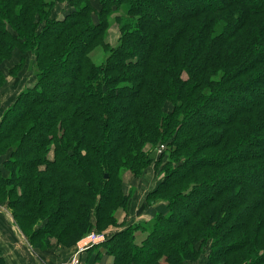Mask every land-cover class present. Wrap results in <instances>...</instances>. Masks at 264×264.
<instances>
[{
	"label": "trees",
	"instance_id": "trees-1",
	"mask_svg": "<svg viewBox=\"0 0 264 264\" xmlns=\"http://www.w3.org/2000/svg\"><path fill=\"white\" fill-rule=\"evenodd\" d=\"M25 67L0 119V204L34 248L97 234L107 264L207 246V264H264V0H0V86ZM151 167L163 210L131 223L127 176Z\"/></svg>",
	"mask_w": 264,
	"mask_h": 264
},
{
	"label": "crops",
	"instance_id": "crops-1",
	"mask_svg": "<svg viewBox=\"0 0 264 264\" xmlns=\"http://www.w3.org/2000/svg\"><path fill=\"white\" fill-rule=\"evenodd\" d=\"M67 10H69L68 7L65 4H62L55 8L54 15L61 17L63 12ZM24 73L25 75L27 74V69ZM25 75L23 74L19 78L22 81L21 84H14L19 79L13 82V92H8L5 94L6 96H3L5 100L2 101V106L0 107V119L5 109L26 83L27 77H25ZM6 97L9 98L6 99ZM4 160L5 156L0 154V169L2 168ZM153 174L154 170L152 172V169H149L143 180H141L142 183L138 184L139 190L131 201L130 215L128 217V220L131 223L145 218L144 216L151 211L146 203V196L151 189L155 188V185L153 184ZM149 177H151V179ZM155 211L156 210L153 209L152 213ZM114 232V230L109 231V235ZM102 240L103 237L95 244H98ZM54 243L53 246L47 250L34 248L14 220L11 211L5 205L0 204V250L7 264H60L64 257L74 255L78 249V246L65 248L57 244L54 245ZM90 248L81 255V264L108 263L109 256L107 254H99L97 253V249L94 248L90 250Z\"/></svg>",
	"mask_w": 264,
	"mask_h": 264
},
{
	"label": "rangeland",
	"instance_id": "rangeland-1",
	"mask_svg": "<svg viewBox=\"0 0 264 264\" xmlns=\"http://www.w3.org/2000/svg\"><path fill=\"white\" fill-rule=\"evenodd\" d=\"M111 36H110V42L111 43H115L116 41H117V39H118V36H119V32L117 31V28L115 27V28H113L112 30H111ZM17 54H19V53H17ZM17 54H15L14 55V57L11 59V60H8V61H6L4 64V68H6V69H8V68H11L12 66H14L15 64H17V62H20V55H17ZM30 56V55H29ZM32 59V57L30 56V60ZM94 60L96 61V63H98V64H100V63H102V61L104 60V55H102V52H98L97 54H96V56H95V58H94ZM24 75H25V73H23ZM32 75V73L30 72V70H28L27 69V74L25 75V77H27V80H28V78L30 77ZM9 80H8V82L6 83H3V85H1L0 86V107L2 106L1 104H2V101L3 100H5L4 98H3V96H6L5 94L6 93H8V92H13V88H12V85H13V82L16 80L15 78H13L12 79V77H9L8 78ZM22 83V81H21V79H19V80H17L14 84H21ZM27 83H29V80H28V82ZM16 89H19V88H16ZM17 92V91H16ZM15 94V93H14ZM7 98H9V97H6V99ZM169 108V107H168ZM150 169H152V172H153V170H154V168L153 167H151ZM161 177H162V175H159V174H153V180H154V182H153V184L155 185V187L158 185V183L160 182L159 180L161 179ZM150 179H151V177H149ZM141 180H143V179H141ZM141 180H138V179H135V178H133L132 177V175L129 173L128 174V176H127V181H130L133 185H137L138 186V184H141L142 183V181ZM2 205V204H1ZM3 205H5V204H3ZM6 206V205H5ZM151 211H150V213L149 214H147V215H145L144 217H146V218H148V217H150V216H153V215H155L156 214V212H157V210H158V212L160 211V210H163V208H159V209H156V211L154 212V213H152L153 212V209H150ZM12 214V213H11ZM88 237V236H87ZM87 237H85L82 241H84ZM82 241L81 242H79V243H77L75 246H79L81 243H82ZM55 242V241H54ZM55 244H57V245H60V246H63V247H65V248H70V247H66V246H64V245H61V244H58L57 242H55L54 243V245ZM209 253H210V250H209V247L207 246L206 248H204V250H203V252H202V254L200 255V257L198 258V260L196 261V262H193V263H191V264H207V260H208V256H209ZM73 256L74 255H71V256H68V257H64L63 259H62V261L61 262H66V261H69V260H72V258H73ZM60 262V263H61Z\"/></svg>",
	"mask_w": 264,
	"mask_h": 264
},
{
	"label": "built area",
	"instance_id": "built-area-1",
	"mask_svg": "<svg viewBox=\"0 0 264 264\" xmlns=\"http://www.w3.org/2000/svg\"><path fill=\"white\" fill-rule=\"evenodd\" d=\"M102 237L97 234L88 236L82 243L78 246L76 253L74 254L72 260L61 262L60 264H81V255L86 252L91 246H93Z\"/></svg>",
	"mask_w": 264,
	"mask_h": 264
},
{
	"label": "water",
	"instance_id": "water-1",
	"mask_svg": "<svg viewBox=\"0 0 264 264\" xmlns=\"http://www.w3.org/2000/svg\"><path fill=\"white\" fill-rule=\"evenodd\" d=\"M152 156L155 157L156 156V153H154Z\"/></svg>",
	"mask_w": 264,
	"mask_h": 264
}]
</instances>
